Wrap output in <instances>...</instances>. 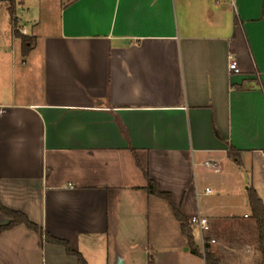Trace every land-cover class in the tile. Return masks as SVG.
<instances>
[{
  "label": "crops",
  "instance_id": "1",
  "mask_svg": "<svg viewBox=\"0 0 264 264\" xmlns=\"http://www.w3.org/2000/svg\"><path fill=\"white\" fill-rule=\"evenodd\" d=\"M38 2L31 29L16 8L36 38L27 56L0 37V202L43 237L0 233V264H78L46 235L87 264H206L149 181L208 219L222 264H249L238 243L248 227L257 238L248 189L264 204V0Z\"/></svg>",
  "mask_w": 264,
  "mask_h": 264
},
{
  "label": "trees",
  "instance_id": "2",
  "mask_svg": "<svg viewBox=\"0 0 264 264\" xmlns=\"http://www.w3.org/2000/svg\"><path fill=\"white\" fill-rule=\"evenodd\" d=\"M0 1L6 2L8 4L7 11L11 18L12 25L14 27L13 34L15 37L21 40L22 55L25 57L29 54L32 48V40L28 35L22 34L21 31L17 27L18 18L16 16V8L18 5V2L17 0H0ZM233 152L234 151L230 149V153L232 155H234ZM147 191L150 194H155L165 199L169 203L175 218L180 223L182 234L184 235L187 241V244L189 246V250L191 253L195 255L203 256L206 264H222L220 259L214 253L209 251V249L206 246L207 242L205 243L204 252H201V250L195 245L194 237H193V229L191 225L189 224V218L186 217L181 212V210L175 206L170 194L158 192L155 189V186H153L151 181H149L148 183ZM247 202L251 210V219L254 221V224L256 227L257 243H258L259 251L264 257V204L261 198L257 195L256 191L253 188H250L247 191ZM0 212H2L4 215H6L10 219L7 225L0 227V233L11 230L12 228L18 225H24L26 228L36 232L40 236V238L43 237L41 228L35 223H33L24 213L11 210L3 206L1 202H0ZM44 238L47 242L51 244L60 245L64 247L68 255H73L77 258L78 264H87L85 259L82 257V255L79 252L71 249L67 241L54 238L48 235H46Z\"/></svg>",
  "mask_w": 264,
  "mask_h": 264
},
{
  "label": "rangeland",
  "instance_id": "3",
  "mask_svg": "<svg viewBox=\"0 0 264 264\" xmlns=\"http://www.w3.org/2000/svg\"><path fill=\"white\" fill-rule=\"evenodd\" d=\"M39 0H22V4H19L17 6V15L21 19V23L24 26H27L28 29H31L33 22L31 21V17L35 15L37 11V8L39 7ZM8 4L6 2H0V37L3 40L10 41V34L11 31L14 32V27H12V22L11 19L8 16L7 13V6ZM18 27V24H17ZM35 32V31H34ZM22 34H24L21 31ZM31 33V30H30ZM13 34V33H12ZM14 35V34H13ZM26 35V34H24ZM31 40L32 44L35 42V37L28 35ZM242 167H240V171L237 173V175H241L240 177L243 179H247L249 173L246 172V170ZM250 172V171H248ZM217 174L209 173L206 181L207 183L203 184L202 190H205V187H209L210 192L207 194L208 196L206 197L207 199H213L214 197L216 198L218 196L219 190H218V184H217ZM240 212V211H239ZM164 233H168V230L164 227ZM172 233V232H170ZM246 241L244 242H239L238 247L240 249L239 253H243V257L248 259L249 264H259L260 260L264 259L263 255L259 251L258 243H257V238H253L250 236V227H248V233H247ZM194 235L196 238L197 243L200 245L201 240L199 238V232L197 229H194ZM209 236V235H208ZM213 240L211 237L208 241ZM210 247H217L218 242L214 240V242H209ZM202 248V244H201ZM200 248V249H201ZM242 248V250H241ZM203 251V249H202Z\"/></svg>",
  "mask_w": 264,
  "mask_h": 264
},
{
  "label": "built area",
  "instance_id": "4",
  "mask_svg": "<svg viewBox=\"0 0 264 264\" xmlns=\"http://www.w3.org/2000/svg\"><path fill=\"white\" fill-rule=\"evenodd\" d=\"M232 59V57H230ZM229 68L235 72H238V68L234 63H231ZM213 168L217 169L215 165H212ZM206 192L209 193L210 190L206 189ZM189 224L191 225L192 229H197L198 232L201 234V244H202V249L204 252L205 248V243L206 242H214V240L208 241L204 237V233L209 230V223L208 219L204 217L202 214L197 213L189 218Z\"/></svg>",
  "mask_w": 264,
  "mask_h": 264
},
{
  "label": "water",
  "instance_id": "5",
  "mask_svg": "<svg viewBox=\"0 0 264 264\" xmlns=\"http://www.w3.org/2000/svg\"><path fill=\"white\" fill-rule=\"evenodd\" d=\"M117 264H123L121 258H117Z\"/></svg>",
  "mask_w": 264,
  "mask_h": 264
}]
</instances>
